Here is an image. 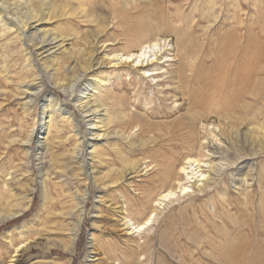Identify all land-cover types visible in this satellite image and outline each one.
<instances>
[{
	"label": "bare ground",
	"instance_id": "bare-ground-1",
	"mask_svg": "<svg viewBox=\"0 0 264 264\" xmlns=\"http://www.w3.org/2000/svg\"><path fill=\"white\" fill-rule=\"evenodd\" d=\"M110 1L113 6L125 9L128 15L140 6L133 0ZM96 6L94 0H0V110L6 102L15 101L23 111V117L17 118L19 122H24L25 117L31 116L40 104V122L33 123L28 135L20 137L9 132L2 133V150L6 152L19 144L24 148L22 155L28 166L26 171H35L37 176L35 186L24 190L23 197L9 187L10 180L19 182L21 178L15 176L12 170L9 174L3 172L5 169L0 171V178L3 179L0 227L24 217L32 208L37 192L41 197L42 212L45 214L50 210L48 202L53 200V195L49 196V188L54 182L53 175L57 177L62 172L58 179L62 178L65 184L79 177L87 186L82 191L72 189L63 196L67 201L60 202L63 207L57 216L62 218L60 227L63 228L59 230L69 238L68 245H61L64 251L71 256L76 252L83 222L89 216L88 189L92 188L117 197L115 201L110 200L113 202L110 205L113 206L116 227L115 230H108L93 224L94 232L86 241L85 263L148 264L149 259L141 260L146 253L141 240L143 235L150 234L158 211L168 202L215 185L220 175L228 170L236 189L248 185V179H254L256 162L253 160L264 154V122L254 125L248 122L245 132L240 127L234 129L228 126L230 130L226 134L227 131L221 126V117L211 116V113L201 116L191 113L190 81L182 83L178 68L179 54L185 60L189 56L184 45L185 34L181 29L173 37L168 31L154 32L149 26L135 27L130 32L118 22L114 23L115 27L121 28L122 33L124 29V34L117 36L110 32L114 24L111 27L108 19L97 13ZM116 10L111 11L114 12V19H122V10ZM81 27L87 28V35L83 36V31H77ZM170 27L167 26V29ZM116 79L120 81L117 86L126 85V88L134 82L153 87L156 99L164 103L166 110L174 112V118L166 121L165 128L155 134L148 124L147 111L141 113L133 108L131 95L125 90L119 93L112 87V81ZM13 84H18L17 91L8 89ZM139 93L134 91L135 95ZM136 101L138 107L145 104L139 96ZM169 101L174 106H169ZM215 107L218 112L219 104ZM182 108L187 110L183 115ZM185 119L188 120L184 126L186 128L175 130ZM239 122L244 125L243 121ZM19 130L24 133L23 126ZM249 134L258 138V141L252 139L251 145L256 151L252 158L240 156L238 161L241 162H228V155L233 149L240 151L242 143L250 142ZM122 149H127L128 153L137 150L153 154L160 151L166 163L159 162L157 152L158 155L154 156L157 158L146 161L143 167V164L127 160ZM179 150H193L194 154L188 153L179 162L175 158ZM112 152L122 167L111 166ZM205 158L209 159L208 163H205ZM0 161H3V156H0ZM100 168H104V171ZM247 168L249 170L243 174ZM12 169L21 170L16 165ZM263 173L264 167H261L260 175ZM151 174L162 184L156 200L151 201L147 192V197L135 202L134 196L140 194L135 186L136 179ZM8 175L11 178L7 179ZM122 185L128 187V195L123 192ZM103 197H98L94 211H100V204L110 202L106 203ZM95 214L92 215L94 218L97 216ZM14 240L9 237L5 239V244L12 248L15 255L4 264H21V257L33 245L42 244L49 249L53 243L48 239L31 244L14 243Z\"/></svg>",
	"mask_w": 264,
	"mask_h": 264
},
{
	"label": "rangeland",
	"instance_id": "rangeland-1",
	"mask_svg": "<svg viewBox=\"0 0 264 264\" xmlns=\"http://www.w3.org/2000/svg\"><path fill=\"white\" fill-rule=\"evenodd\" d=\"M94 2L97 4V13L108 19L107 22L111 23V27L114 23L119 22L124 29L132 32L131 29L135 27L149 26L154 32L168 31V34L173 37L181 29L185 34L184 45L187 47L186 52L189 56L185 60L182 58V54H179L178 68L182 83L186 84L190 81L188 85L191 88L189 95L192 97L191 113L200 116L211 113V116L221 117V126L225 132L227 131L226 134L230 130L228 126H232L231 128L234 129L240 127L242 132H245L248 129V122L251 121V125L264 122V0H133L140 6L138 10L129 12V15L125 14V9L121 8L120 5V8L113 6L110 0H94ZM115 9L122 10L124 13L121 14L123 16H120L122 19H114V12L111 13V11ZM115 24L113 28H110V32L117 36L124 34V29L122 33V29L116 28ZM169 25L171 27L167 29ZM207 27L209 29H206ZM77 31H83V36L88 34L85 27L78 28ZM201 67L203 69H200ZM118 83L120 81L117 79L112 81V87L119 93L122 90L128 92L132 97L131 106L133 108L138 109L141 113L147 111L150 120L148 121V118L146 120L155 134L165 128L166 121L174 118V112L166 110L164 103L156 99L153 87L150 88L147 85L134 82L139 86L132 83V86L127 85L126 88V85L117 86ZM18 84L9 85L8 89L17 91ZM134 91H138V93L140 91L141 94L135 95ZM138 96L146 105L143 104L138 107V102H135ZM151 99L154 101H152L153 104L150 102ZM216 102L220 106L218 112L215 111V106L218 105ZM167 104L172 105L171 101ZM39 105L31 113V116L25 117L26 122L24 121V123L19 122L18 119L23 117L22 109L15 101L6 102L3 109L0 110V141L3 132H9L20 137L28 135L31 127L34 126L33 123L40 122L38 120L40 119ZM178 106L177 103L176 107L178 108ZM185 112L187 110L182 108L181 115ZM238 120L243 121L244 125L242 126ZM187 121V119L181 121L178 128L174 129H185L184 126L188 124ZM20 126H23L24 133L19 130ZM11 128L12 130H10ZM253 136L254 134H249L248 142H250L248 144L241 142L242 149L240 151L234 149L231 151L232 154L228 155V162L239 163L241 162L238 161L240 156L252 158L256 152L251 145L252 139L258 141V138ZM244 148L246 149L244 150ZM2 149L4 146L0 143V156H3V161H0V171L5 169L3 172L6 174L13 171L15 176L21 178V182L10 180L9 187L24 197V190L30 189V186L31 188L35 186L36 180L34 179H36L37 173L26 171L28 166L24 163V156L22 155L24 148H21L19 144H15L6 152ZM122 151L127 156V160L139 165L143 164V167L146 161L156 159L157 157L154 156L158 154L160 156L159 162L166 163L164 157L160 155L162 153L160 151H157L158 154L157 152L149 154V152L137 150L129 152V154L127 149H122ZM181 151L175 155L179 162L188 153L194 154L193 150ZM112 153L110 156L111 166L122 167V163L119 162L116 154ZM10 159L11 161H9ZM207 159L205 158V163L209 162ZM253 161L256 162V171L253 173L255 177L253 180L248 179V185L243 188L236 189L233 187L229 175L230 170H228L220 175L215 185L207 186L202 191L196 190L193 193L195 195L181 196L180 200L168 202L160 209L150 234L143 235L144 238L141 240L146 251L145 256H141V260L149 259L148 264H264V173L262 176L260 175L261 167H264V154L258 155ZM13 165L22 171L12 169ZM100 170L104 171V168H100ZM248 170L249 168L243 174ZM62 174L60 172L57 177L53 175L54 182L49 188V196L53 195L51 198L54 201L48 202L50 210L46 211L45 214L42 212L40 209L42 201L37 192L34 194L32 208L24 217L0 227V264H4L15 255L12 248L5 244L7 237L15 239L14 243L28 242L31 244L43 239L53 241L49 249L42 244L33 245L21 257L23 261L21 264H86L85 246L87 237L91 232H94L92 231L95 228L93 224L104 226L108 230H115L116 225L112 215L113 206L110 205L113 202L110 200L115 201L117 197L113 194L109 195L110 192H100L89 188L87 206V215L89 214V216H86L83 222L76 252L71 256L64 251L61 245H68L69 238L65 232L59 230V228H63L60 227L63 220L57 216V212L62 210L61 206L67 201L63 197L66 193L72 189L82 191L87 186L79 177L69 184H65L63 180L61 181L62 178L58 179L59 175ZM7 177V179L11 178L10 175ZM2 180L0 178V190L3 189ZM21 184L24 185L22 188ZM124 185L121 187L123 192L127 194L126 189L128 187L124 188ZM161 185L160 181L157 182L152 174L137 178L135 186L140 190L141 195L134 196L135 202L147 197L148 193H150L149 199L155 201ZM99 196H104L103 200L106 203L110 202L100 204V211H94ZM94 212H96L95 216L97 215L95 218L92 216ZM98 213L102 214H100L101 217ZM95 233L97 234V231Z\"/></svg>",
	"mask_w": 264,
	"mask_h": 264
}]
</instances>
